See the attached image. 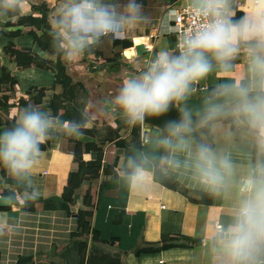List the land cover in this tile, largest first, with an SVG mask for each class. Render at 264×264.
<instances>
[{
  "label": "crops",
  "instance_id": "obj_1",
  "mask_svg": "<svg viewBox=\"0 0 264 264\" xmlns=\"http://www.w3.org/2000/svg\"><path fill=\"white\" fill-rule=\"evenodd\" d=\"M138 2L150 17L146 24L122 38L104 39L87 56L73 62L57 52L53 54V49L42 51L36 38L43 31L32 25L33 18L41 17L40 8H46L51 27L60 0H26L19 16L0 24V65L15 78L13 92L8 88L0 90V99H7L6 111L0 109V131L14 124L20 110L17 102L24 99L28 105L63 120H68L66 111L77 109L86 119L84 129L91 132L80 138L56 133L42 143L41 157L32 173V186L42 195L30 201L33 206L0 207V264H18L20 259V264H212L209 237L214 224L231 220L236 205L246 195L244 185L264 166V151L257 144L247 115L235 111L240 103L235 89L246 86L250 95L260 93L254 86L250 58L242 48L233 59L237 63L232 71H224L217 64L204 77L194 80L195 88L187 91L183 97L187 101L181 108L192 114L210 109L225 113L227 120L212 123L210 139L211 151L233 165L227 184L212 188L201 180L196 169L197 152L190 137L173 136L174 146L169 148L167 158H160L158 131H149L141 121V149L133 155L140 160L145 179L135 185L129 183V174L123 169L129 170L131 163L125 162V148L115 142H128L133 125L118 109L113 110L110 102L125 77L139 76L147 69L153 53L156 57L161 51L178 55L173 44L172 11L188 5V0ZM233 4L244 6L246 0H233ZM242 14L236 12L237 16ZM126 42H131L129 48L122 44ZM10 43L20 52L38 56L39 67H18L14 55L4 51ZM139 44L145 46L146 52L137 56L134 48ZM58 60L75 86L71 94H64L63 87L54 83V65ZM224 86L230 90L225 92ZM42 89L40 102L34 104ZM53 102L58 103V109L52 108ZM176 106L180 108L177 100ZM77 142L98 146L105 143L101 161L94 152L82 155V163L98 169L100 176L83 181L72 196L69 211L48 209L44 204L64 203L62 195L68 175L79 173V164L73 160ZM171 161H179V166ZM155 167L162 168L173 179L175 188L170 189L154 178ZM103 170L112 174L104 175ZM9 181L12 180L7 174L5 179L0 174V192L23 191V184ZM178 190L211 194V203H198L196 197H185ZM86 192L92 195L91 207L85 206ZM30 207L33 210H22ZM85 239L87 243H80ZM194 241L200 243L195 245Z\"/></svg>",
  "mask_w": 264,
  "mask_h": 264
},
{
  "label": "clouds",
  "instance_id": "obj_2",
  "mask_svg": "<svg viewBox=\"0 0 264 264\" xmlns=\"http://www.w3.org/2000/svg\"><path fill=\"white\" fill-rule=\"evenodd\" d=\"M25 3L0 0V20L14 19ZM188 6L202 23L184 37L179 54L161 51L141 75L125 77L110 105L132 125L146 116L166 113L173 101L186 95L192 81L209 72L210 58L228 67L243 48L260 93L250 95L246 86L235 89L240 98L235 111L247 115L257 144L264 151V0H246L240 7H235L233 0H188ZM237 11L243 14L237 16ZM149 19L137 0H60L51 25L53 47L73 62L104 39L122 38ZM223 90L230 89L224 86ZM190 123L181 118L167 127L171 136L182 139L180 134ZM84 127L83 120H63L31 104L20 109L14 124L0 131V169L24 187L20 193L0 192V203L22 206L40 197V190L32 186V173L41 157L42 143L56 133L80 138ZM160 143L174 146L169 137ZM197 161L196 169L206 185L220 188L227 184L233 170L229 159L198 145ZM131 163L134 167L128 179L135 185L145 179V171L135 161ZM171 163L179 166V161ZM243 191L246 195L239 200L231 220L214 225L209 237L212 264H264V166L249 178Z\"/></svg>",
  "mask_w": 264,
  "mask_h": 264
},
{
  "label": "trees",
  "instance_id": "obj_3",
  "mask_svg": "<svg viewBox=\"0 0 264 264\" xmlns=\"http://www.w3.org/2000/svg\"><path fill=\"white\" fill-rule=\"evenodd\" d=\"M41 11V17L40 18H33L32 19V25L39 26L43 33L40 38H36V42L38 47L44 51L48 52L49 49H53V54L56 53L54 47H53V36L51 33V27L49 26L47 22V15L49 13V10L46 8H40ZM20 13L17 15L19 16ZM16 16V17H17ZM4 20H0V24L3 23ZM117 42V41H115ZM125 48H129L131 46V42L122 43ZM4 51L7 54H13L15 57V63L18 67H30L31 65H36L39 67L38 63V56H32L29 52H20L19 50H16L12 43L7 44L5 46ZM88 53H86L84 56H87ZM237 63V60H232L228 67H222L224 71H232L234 69V65ZM54 83L59 84L64 89L65 93H72V91L75 89V86L72 85V80L69 78V76L65 72L64 64L61 61H57L54 65ZM15 86V78L11 75V72L4 66L0 65V90L3 88H8L10 91H14ZM43 94V89L39 91V94L34 98L33 102L34 104L39 103L41 96ZM7 99L3 97V99H0V109H3L6 111V103H4ZM17 104L19 105L20 109L26 107L28 105V102L24 99H19ZM58 103L53 102L52 108L54 110L57 108ZM70 115V117H69ZM68 118V120H83L86 123V119L83 116L82 113H80L77 109H69L66 111L65 118ZM64 118V117H63ZM227 120L225 117V113L222 111L215 112V115L208 121H206L203 125H201L196 132H182L181 135L190 137L193 140V147L194 151L197 152V146L198 145H204L208 147L210 150L212 149L213 145L211 144L210 139V127L212 123ZM85 134H90L91 132L88 130L83 129ZM139 133H140V122L133 125L131 133H130V140L127 142L125 140H120L115 142V145H118L120 147L125 148L126 150V156H125V162L127 161H135V165L140 166V160H138L133 153L135 151H140L141 144L139 142ZM93 135V133H92ZM210 143V144H209ZM103 145L105 143H102L101 146H98L96 143H81L77 142L75 150L73 152V160L75 163L79 164L80 170L79 173H70L68 175L67 185L64 188L63 191V201L64 203H46L44 204V207L48 209H62L65 211H69V205L72 203V196L74 192L79 189L83 183L84 180H95L98 179L100 176L99 170L92 167V166H85L82 163V155L84 153H91L94 152L96 154V157L99 161L103 158ZM259 150V149H258ZM169 147H166L162 145L160 149V158H167L168 156ZM254 153H257V148L254 149ZM82 163V164H80ZM134 165L131 163L130 169H123V172L126 174H130L133 171ZM1 176L5 179L6 173L0 169ZM102 174L104 175H111L112 172H108L106 170H103ZM154 178L160 182L162 185L173 189L175 188L174 181L172 178H170L169 175L165 174L164 170L162 168L155 167L154 169ZM9 183H13L12 181H9ZM16 184V183H15ZM17 187V185H16ZM19 191V188L17 189ZM184 195L185 197L194 196L198 200V203L202 204H210L212 200V195L207 194L204 192L199 191H189V190H178ZM88 192V191H87ZM85 193V206L91 207L92 205V195H89L88 193ZM190 195V196H189ZM23 206H33V202H28L24 204ZM80 243H87V240L81 241ZM199 241H194L193 244L198 245ZM166 247V246H164ZM140 250H138L136 253H138ZM90 253H93V250H90ZM21 259L19 260L18 264H20Z\"/></svg>",
  "mask_w": 264,
  "mask_h": 264
},
{
  "label": "water",
  "instance_id": "obj_4",
  "mask_svg": "<svg viewBox=\"0 0 264 264\" xmlns=\"http://www.w3.org/2000/svg\"><path fill=\"white\" fill-rule=\"evenodd\" d=\"M138 1L139 0H137V2ZM142 3L144 4L145 2L142 1ZM134 50H135L137 56L142 55V53L146 52V48L142 44L135 46ZM154 57H156L155 53H153V55H152V62H153ZM210 65H211V67H213V66L217 65V62L214 59L210 58ZM194 88H195V82L192 81L189 85L188 91H192V90H194ZM213 110H215V109H210V110L203 112V113H200V114L188 113V112H185L184 110H182L181 108H178L176 106V100H175L170 104L169 109L166 113H163V114L158 115V116H146L145 119L141 122L146 127H148L147 129L149 131H150V129L157 130L159 133V136H160V140L164 139L165 137H169L171 139L173 136H171L170 130L167 127L169 122L179 121L181 118H186V119L190 120L191 123H190V127L183 132H196L201 125H203L206 121H208L209 119H211L213 117V115H211ZM215 112H216V110H215ZM10 206L11 205H9L7 203H0L1 208H9ZM22 210L23 211H29V210H33V208L32 207L22 208Z\"/></svg>",
  "mask_w": 264,
  "mask_h": 264
},
{
  "label": "built area",
  "instance_id": "obj_5",
  "mask_svg": "<svg viewBox=\"0 0 264 264\" xmlns=\"http://www.w3.org/2000/svg\"><path fill=\"white\" fill-rule=\"evenodd\" d=\"M172 13L174 51L179 54L184 37L199 28L202 18L198 17L188 5L178 6L173 9Z\"/></svg>",
  "mask_w": 264,
  "mask_h": 264
},
{
  "label": "rangeland",
  "instance_id": "obj_6",
  "mask_svg": "<svg viewBox=\"0 0 264 264\" xmlns=\"http://www.w3.org/2000/svg\"><path fill=\"white\" fill-rule=\"evenodd\" d=\"M186 101H187V98L185 97V98H181V99L177 100V103H178L180 108H183Z\"/></svg>",
  "mask_w": 264,
  "mask_h": 264
},
{
  "label": "bare ground",
  "instance_id": "obj_7",
  "mask_svg": "<svg viewBox=\"0 0 264 264\" xmlns=\"http://www.w3.org/2000/svg\"><path fill=\"white\" fill-rule=\"evenodd\" d=\"M127 52H128V51H127ZM127 52H126V53H127ZM126 53H125V55H126Z\"/></svg>",
  "mask_w": 264,
  "mask_h": 264
}]
</instances>
